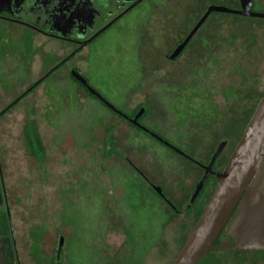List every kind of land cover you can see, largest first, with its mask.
I'll list each match as a JSON object with an SVG mask.
<instances>
[{
    "label": "flooded vegetation",
    "instance_id": "flooded-vegetation-1",
    "mask_svg": "<svg viewBox=\"0 0 264 264\" xmlns=\"http://www.w3.org/2000/svg\"><path fill=\"white\" fill-rule=\"evenodd\" d=\"M244 3L248 11L264 13L262 10L264 0H245ZM134 10L145 15V18L134 27L140 39L149 43H147L149 49L145 53L152 57L157 49L161 48L163 51L162 55L158 56V62L153 57L150 60H139L143 71L140 79L134 80V89H129L130 94L127 97L130 103L118 107L91 85L84 75L85 71L81 70L80 59L91 52L93 54L99 52L97 49L99 39L121 18ZM173 11L179 14L178 23L175 29L165 32L163 31L165 23L168 18L174 17ZM239 11H242V0H0V48L8 49L24 40L26 43L24 49L18 51L29 49L28 53L31 52L33 56L28 62V67L37 69L29 70L32 76L6 95V99L3 100L5 104L0 109V120L17 106L25 104L35 91L40 92L47 81L59 79H62V83L72 82L75 92L71 91L76 95V103L92 99L106 109L108 115L102 114L101 118L103 125L115 120V123L106 129L102 148V155L110 161L107 167L110 184L107 187L101 184V189L107 192L108 196H114L113 199L106 201L107 212L103 220H106L107 229L104 233V242L107 230L112 228L111 223L116 219L125 236L126 245L130 244L128 241H134L137 245L145 232V229L141 228L146 212L145 202L151 204L155 213L149 218V224H153L154 221V225L158 223V228L154 225L148 228L152 230L154 227L156 231L159 230L157 242L145 253L141 262L134 260L123 264H173L189 232L212 196L218 184V175L228 166L250 120L264 98L263 93L246 123L236 118L226 119L227 111L217 109L212 100V96L218 94L224 99L225 106L229 105L231 97L240 94L231 87L218 88L217 79L220 83L222 75L243 74L237 64L236 69L232 67L233 63L226 55V50L230 49L232 43L230 31L228 35H220L218 31L212 30L218 26L215 22L227 20L264 23L255 21L264 18L239 14L237 13ZM222 24L230 25L226 22ZM157 27L161 29L157 31L155 29ZM256 30L260 37L257 35L256 40L245 42L254 50L264 45V28H255ZM7 39H10L11 46L5 45ZM222 54L225 63L220 66ZM173 64H178L180 70L176 77L169 78L166 75L159 83L146 86L143 84L145 77L150 79L158 75L159 66ZM215 69L217 72L213 73ZM142 88L146 90L144 99L133 104L136 91ZM252 88H256L254 77L249 79V84L243 83V89L239 91L245 93V100L254 95ZM66 92L69 94V91ZM64 98L67 99L68 96ZM0 99L2 101L3 98ZM180 100L193 110L186 106L179 107L177 104ZM51 101L53 100L50 99L49 102ZM170 101L173 105L168 104ZM156 106L159 110L164 108L165 113L161 115L160 111L155 112ZM33 109L29 108L28 114H33ZM243 110L241 107L242 113ZM54 117L53 114L50 115V122ZM40 128L32 119L23 127L24 148L38 164L45 161L46 154V145ZM115 131L119 135L118 138ZM68 137L71 140L68 149L75 150L71 135H66L59 143L56 140V144L58 147L65 146L62 140ZM92 137L91 150L96 149L98 143L93 129ZM1 145L5 146L1 152L11 147L8 143L1 142ZM122 145L125 146L124 149L121 148ZM1 156L2 154L0 184L2 183L4 192L0 191V204H3L2 197H5L8 200L5 199V203L9 211L10 209L16 211L17 203L11 202L8 198L9 191L6 189L1 169ZM95 179L96 176L91 179L86 177L88 182ZM19 192L20 190L15 199L19 197ZM32 196L30 195V198ZM136 202L137 205H134ZM112 208L115 209L114 212L111 211ZM237 211L238 207L232 212L214 242L219 247L207 252L197 264L212 252L225 251L227 258L253 252L264 253V250L237 251L232 248L233 240L228 234V228ZM170 223H174L177 229L183 231V237L178 243L181 248L172 262L167 263L165 253H158L157 257L153 252L161 242H164V231ZM24 225L28 227L29 224ZM49 233L55 238V249L52 255L46 254L39 248L41 243L38 242L43 260L41 262L38 259V264H62L61 256L66 249L65 237H59L57 230L45 234ZM29 240L28 234L22 240L23 255H27L29 261L36 264L34 256L30 253L33 243L30 245ZM104 245L106 246L105 243ZM106 261L107 264H115L111 256H108ZM216 261H219L218 258ZM235 263L246 264V260H236Z\"/></svg>",
    "mask_w": 264,
    "mask_h": 264
},
{
    "label": "rangeland",
    "instance_id": "rangeland-1",
    "mask_svg": "<svg viewBox=\"0 0 264 264\" xmlns=\"http://www.w3.org/2000/svg\"><path fill=\"white\" fill-rule=\"evenodd\" d=\"M256 10L261 9L256 8ZM262 10L264 11V8ZM172 15L174 17L168 18L165 23L163 29L165 32L175 29L178 23L179 14L173 11ZM144 18L145 15L136 10L125 15L99 39L97 45L99 52L94 54L91 52L86 57L81 56L80 59L81 70L85 71L84 75L87 76L91 85L118 107L130 103L127 95L134 89V80L140 79L143 71L139 60H150L153 57L158 62V56L162 55L161 48H159L161 51L157 49L155 53L153 52L152 57L149 53H145L149 49L148 41H142L138 33L134 31V27ZM255 21L264 22V19ZM223 22L230 25L224 26ZM215 24L218 26L212 30L218 31L220 35H228L230 31L232 43L230 49L226 50V55L233 63L232 67L234 68L237 64L241 67L243 74L222 75L220 83L217 79L218 88L231 87L240 94L231 97L230 108L227 103L225 106L224 99L218 94L212 96V100L217 109L227 111L226 119L236 118L246 123L251 118L260 95L264 93V45L263 49L259 46L260 49L254 50L250 49L251 47L245 42L256 40L260 33L258 30L255 31V28L263 29L264 23L221 20ZM155 29L158 31L161 28ZM9 41L10 39H7L4 42L5 45L11 46ZM25 45L23 40L8 49L0 48V98H3L2 101L0 99V109L5 104L3 100L6 99V95L8 96L15 87L32 76L29 70H37L28 67V62L33 56L31 52L28 53L29 49L23 52L18 51L23 50ZM141 48L142 52H140ZM223 60L224 54H222L220 66L225 63ZM157 70L158 75L150 79L144 78L145 86L161 82L166 75L169 78L176 77L180 71L178 64L159 66ZM214 72L216 73L217 69L213 70ZM251 77H254L256 88H252L254 95L245 100V93L239 91L243 89V83L249 84ZM42 89V92L37 90L28 97L29 102H25L26 106L25 104L17 106L3 120H0V150L5 147L1 145V142L8 143L12 147L3 152L0 151L1 169L6 189L9 191L8 198L11 202L17 203L16 211L15 209L9 211L5 197H2L3 204H0V239H6V245L0 254L3 256V264H33L27 255H23L22 240L27 234L30 236L28 243L30 245L31 242L33 243L30 253L34 256L36 264L39 262L38 259L43 262L39 248L49 255H52L55 249L54 236L51 233L48 235L45 233L49 231L53 233L56 230L59 237H65L66 240L64 245L66 249L61 256L62 264H107L108 256H111L115 264L131 263L134 260L141 262L145 253L150 251L159 237V230L156 231L154 227L152 230L148 228L155 222L149 224V218L155 213L148 202L144 201L146 212L143 217L144 224L141 227L145 229L144 237L137 242V245L134 241H128L130 244L133 243V246L126 245L125 236L116 219L111 223L112 228L107 230L104 242V233L107 229L106 220H103L107 212L106 201L113 199L114 196H108V193L101 189V184L104 187L110 184L107 172L110 161L102 155V148L106 129L109 125H113L115 120H110L103 125L101 118L108 113L100 103L92 99L84 103H76L72 82L62 83V79L50 80ZM146 90L142 88L136 91L133 104L144 99ZM66 91H69V94ZM65 93L68 96L67 99L64 98ZM50 99L53 100L51 103ZM168 104L173 105L172 101ZM177 105L193 110L182 100ZM241 107L244 108L243 113ZM29 108H34L33 114H28ZM164 110V108L159 110L158 106L154 107V111H160L161 115L165 113ZM51 114L55 117L50 122ZM31 119L41 127L40 134L46 145L45 161L40 164L35 163L24 148L23 127ZM92 129L98 140L97 147L93 150L90 149L93 146ZM115 134L118 138L116 131ZM66 135H71L74 139L75 150L68 149L71 143L69 137L62 140L65 146L58 147L56 144V140L59 143ZM120 135L122 136V133ZM124 147L121 146L122 149ZM93 176L97 178L93 182L86 180V177L91 179ZM18 189L19 197L15 199ZM0 191L4 192L2 183ZM30 195L33 196L30 198ZM116 206L118 207V204ZM111 211L114 212L115 209L112 208ZM24 223H28V227ZM154 226L157 227L158 223ZM182 234V230L177 229L174 223H170L164 231V242L155 248L153 255L158 257V253H165L167 263H171L181 248L178 243L181 242ZM38 242L41 243L39 248ZM226 254L225 251L212 252L199 264H236L235 261L241 259H245L246 264H264V253L253 252L231 258L225 257ZM216 258L219 261H216Z\"/></svg>",
    "mask_w": 264,
    "mask_h": 264
},
{
    "label": "water",
    "instance_id": "water-1",
    "mask_svg": "<svg viewBox=\"0 0 264 264\" xmlns=\"http://www.w3.org/2000/svg\"><path fill=\"white\" fill-rule=\"evenodd\" d=\"M244 2L237 13L264 18V13L248 11ZM236 207L228 228L232 248L264 250V98L173 264H197L207 252L218 248L214 242Z\"/></svg>",
    "mask_w": 264,
    "mask_h": 264
},
{
    "label": "crops",
    "instance_id": "crops-1",
    "mask_svg": "<svg viewBox=\"0 0 264 264\" xmlns=\"http://www.w3.org/2000/svg\"><path fill=\"white\" fill-rule=\"evenodd\" d=\"M6 239L5 238H1L0 239V254H2V250H3V247L6 245ZM7 247V246H6ZM3 256H0V264H3Z\"/></svg>",
    "mask_w": 264,
    "mask_h": 264
}]
</instances>
